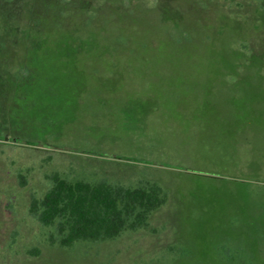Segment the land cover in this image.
I'll use <instances>...</instances> for the list:
<instances>
[{
  "label": "rangeland",
  "instance_id": "rangeland-1",
  "mask_svg": "<svg viewBox=\"0 0 264 264\" xmlns=\"http://www.w3.org/2000/svg\"><path fill=\"white\" fill-rule=\"evenodd\" d=\"M55 172L167 201L50 245ZM0 264H264V0H0Z\"/></svg>",
  "mask_w": 264,
  "mask_h": 264
},
{
  "label": "trees",
  "instance_id": "trees-1",
  "mask_svg": "<svg viewBox=\"0 0 264 264\" xmlns=\"http://www.w3.org/2000/svg\"><path fill=\"white\" fill-rule=\"evenodd\" d=\"M50 180L43 196L31 199L29 212L50 229L48 243L63 248L145 228L151 214L167 201V192L156 181L125 185L106 179L70 180L58 172Z\"/></svg>",
  "mask_w": 264,
  "mask_h": 264
}]
</instances>
